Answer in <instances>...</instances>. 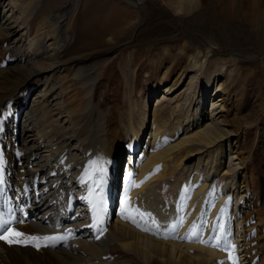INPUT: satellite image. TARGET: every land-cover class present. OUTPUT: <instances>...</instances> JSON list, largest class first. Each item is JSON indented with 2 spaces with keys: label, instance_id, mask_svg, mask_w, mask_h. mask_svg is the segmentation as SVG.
<instances>
[{
  "label": "bare ground",
  "instance_id": "1",
  "mask_svg": "<svg viewBox=\"0 0 264 264\" xmlns=\"http://www.w3.org/2000/svg\"><path fill=\"white\" fill-rule=\"evenodd\" d=\"M79 1L67 0L60 14H49L32 26L31 17L43 0H0V39L6 41L5 58H0V220L9 221L5 229L25 234L20 237L25 242L20 244L0 240V264H250L242 217L247 187L241 185L231 191L240 169H246L244 159L238 158L241 136L224 120L228 95L224 82L211 78L216 62H210L211 50L201 49L195 38H185L180 47L162 49L155 58L153 63L181 59L184 68H195L203 75L197 81V102L183 117L182 125H168L169 119L156 105L151 131L138 149L132 116L128 125L121 117L119 125H112L98 110L95 91L99 73L94 67L82 64L74 71L73 77L85 78L82 91L73 92L75 83H62L68 76L60 58L68 52L62 50L69 42V20ZM123 1L143 5L140 0ZM247 3L249 0H167L176 14L186 16L200 9L205 15L215 9L218 19L236 21L246 20L243 9ZM121 24L125 25L121 19L119 25L112 24V30H107L110 36L104 39L116 41L124 33ZM230 62L221 70L225 81L241 76L237 58L231 57ZM107 67L106 61L100 74ZM184 79L178 74L172 86L163 88L161 99L177 91ZM212 92V111L207 112L204 107ZM22 93L18 102L15 97ZM8 110L13 115L6 120ZM89 122L94 131L87 133ZM8 133L11 137L6 140ZM123 135L130 139L122 170L118 163L122 158L119 152L124 150ZM231 139L235 141L229 156L236 175L229 174V167L221 175L227 178L225 182L216 185L213 181L225 163L223 142L231 143ZM191 147L205 154L204 170H194L179 185L173 201L175 213L164 222L141 202V197L170 176V167L173 173V161L182 168V155ZM95 182L97 193L88 194ZM125 196L128 209L139 210L142 217L125 212ZM116 200L117 210L111 213ZM233 200L238 213L232 212ZM122 213L135 216L140 226ZM33 236L64 239L27 242ZM213 237H219V242Z\"/></svg>",
  "mask_w": 264,
  "mask_h": 264
},
{
  "label": "rangeland",
  "instance_id": "2",
  "mask_svg": "<svg viewBox=\"0 0 264 264\" xmlns=\"http://www.w3.org/2000/svg\"><path fill=\"white\" fill-rule=\"evenodd\" d=\"M140 1L143 3L142 6H131L123 0L79 1L69 20V42L62 50V52L67 50L68 52L64 54L63 59L60 58L61 65L68 76V79H64L62 83H65V86L75 83L73 92L82 91L84 86L81 85V81L85 78L80 75L73 77V73L82 64L94 67L99 73L95 91L98 110L105 113L112 125H119V117L128 125V119L132 116V122L130 120L129 122L133 123L138 132L137 147L140 149L151 131L155 106H161L165 118L169 119L168 125L179 128L183 117H186L188 112H192L194 103L197 102L200 88L197 81L203 75V71L199 75L195 68H184L181 59L153 63L155 58L162 53V49L173 48L175 45L177 48L180 47L185 38H195L201 49H210L213 55L212 60H214L210 62L216 61L211 78L218 83L224 82L225 92L228 95L224 106L226 111L224 120L227 121L229 129L237 131L241 136L238 158L244 159L246 165V169H240L236 175L231 168L234 162L230 163L229 156L231 144L235 139H231V143L223 142L225 163L222 172L217 173L218 177L215 178L214 183L221 185L224 179H227L221 175L224 171L228 172L230 167L229 174L236 175L233 181L234 188L232 187L231 191L235 188L238 190L241 185L248 188H245L247 207L246 210L243 209L242 214L244 227L249 229L244 230L249 244L245 250L246 257L250 264H264V0H249L248 6L243 9L246 20L238 18V22L235 19H218L215 9H210L205 15L198 9L185 16L176 14L168 6L167 0ZM66 2L67 0H43L41 8L31 17L32 26L38 19L46 18L49 14H60ZM119 19L125 22V25H120L124 33L114 42L107 41L104 38L111 34L107 30L113 28L112 24L115 22L119 25ZM5 42L0 39V58L2 59L6 54ZM231 57L237 58L240 62L241 76L225 81L221 70L231 65ZM106 61L108 67L100 74ZM167 69L169 72L165 75ZM178 74H183L185 77L183 85L173 94L161 99L163 88L172 86L174 81H177ZM19 95L15 97L19 100L18 102L22 98ZM209 95L211 99L204 107L207 112L212 111L210 102L214 97L213 92ZM80 101L78 100L77 103ZM88 124L86 132L90 129L94 131L93 123ZM6 131L9 132V129L7 128ZM119 132L121 133L118 131L117 134ZM123 136L121 144L124 150L120 151L119 155L126 156L124 158L126 159L129 150H126L123 144L128 143L130 137ZM9 137L11 134L8 133L6 140ZM197 149L187 148V152L183 153L182 159L184 156L185 158L180 164L182 168H178L176 161H173V173L170 171L169 164L170 176L157 188L147 190L149 193H143L142 202L144 201L143 203L157 213L164 211L165 214L174 215L172 201L176 196L174 194H177V187L183 180L189 179L194 170H204L206 157ZM219 152H222V148H219ZM121 161L122 158L120 164ZM243 175L244 178H242ZM121 185L120 183L119 190L116 192L117 200ZM237 190L234 192V197L238 193ZM117 200L113 202L111 213L117 210ZM154 202L158 205H153ZM232 203V212L235 210L238 213L234 205L235 200ZM171 217L163 215L159 220L162 219L165 222Z\"/></svg>",
  "mask_w": 264,
  "mask_h": 264
},
{
  "label": "snow or ice",
  "instance_id": "3",
  "mask_svg": "<svg viewBox=\"0 0 264 264\" xmlns=\"http://www.w3.org/2000/svg\"><path fill=\"white\" fill-rule=\"evenodd\" d=\"M136 187H138L139 185H134ZM125 212H136L138 213L141 217L143 216V213H139V210H136V209H133V210H129L128 209V197L125 196ZM122 215H124L122 213ZM124 218L125 219H131L132 222L134 224H136L138 227L140 226L138 221L136 220L135 216L133 215H124ZM9 221H5V220H0V240H4L6 241L7 243L9 244H20V243H23L25 241L21 240L20 237H24L25 234L24 233H21L19 231H15L14 229H5L4 228V225L5 224H8ZM174 227V226H173ZM143 230H149V229H143ZM3 232H7V234H3ZM40 239H43L45 241H51L53 243H56V242H59L60 240L64 239L63 237H60V236H45L43 238L41 237H28L27 238V242H32V241H39ZM213 239L217 240V242H219V237H213ZM203 242V241H202Z\"/></svg>",
  "mask_w": 264,
  "mask_h": 264
}]
</instances>
